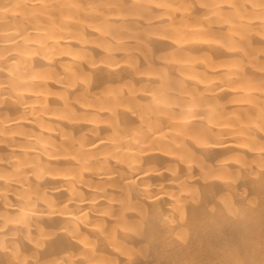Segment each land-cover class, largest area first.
<instances>
[{
  "label": "bare ground",
  "instance_id": "bare-ground-1",
  "mask_svg": "<svg viewBox=\"0 0 264 264\" xmlns=\"http://www.w3.org/2000/svg\"><path fill=\"white\" fill-rule=\"evenodd\" d=\"M261 2L0 0V264H264V38L250 15ZM110 5L139 14L104 21ZM209 17L228 22L214 38L247 55L152 62L153 36ZM102 45L134 68L81 83ZM232 74L238 85L219 92L215 76ZM154 90L182 106L213 91L221 104L158 115ZM41 136L56 149L29 139Z\"/></svg>",
  "mask_w": 264,
  "mask_h": 264
},
{
  "label": "clouds",
  "instance_id": "clouds-1",
  "mask_svg": "<svg viewBox=\"0 0 264 264\" xmlns=\"http://www.w3.org/2000/svg\"><path fill=\"white\" fill-rule=\"evenodd\" d=\"M134 4L138 7L151 9L152 7L158 8H169L171 7L168 4H157L156 0H134ZM192 7V4L186 5ZM114 5H110L107 11H101L97 13V15L103 17L104 21H107L113 17L116 18H126L129 16L138 15V12H128L124 13L121 11H112ZM87 14V10H85ZM250 15H252L256 21H260V36L264 38V2L259 4L251 3ZM211 17H216L215 14L211 15ZM206 20H209V23L206 27H200L199 29H190L187 26H181L177 28L166 29L163 34L156 35L152 37L153 43L151 45V58L152 62L160 65L172 64L173 58L175 57L178 62L182 63H174L176 66L185 67L189 69H194L197 65H200L202 61H206L211 63L216 58V53L214 51L215 48H221V50L225 54H232L235 52L243 53L244 49L235 45L234 42L229 41L227 44L222 45L221 40L214 38L213 33L211 31L213 24L217 26H223L228 24L227 20L224 19H215L212 20L210 17ZM101 35H109L107 32H102ZM196 45H199L197 47ZM105 47V51L108 52L107 56L100 58L99 60H93L89 58L86 61L87 66H81L79 75H76V79L84 84H91L94 80V77L101 72L104 73H113L120 70L122 67L128 66L130 68H134L133 65H130L127 60H117L111 53L112 48L110 45H102ZM261 72H264V67L259 69ZM75 75V74H74ZM195 75H203V74H194L193 81H195ZM216 80L219 81L223 87L220 88L219 92H224L225 90L232 89L237 84V77L235 74L228 75L224 79L220 76H215ZM202 82V81H201ZM74 84H69V87H74ZM264 91V89H260ZM177 92H180V89L177 88ZM156 91H150L148 93V101L151 104V108L154 113L158 115H165L166 113L171 112L173 109H180L181 112L192 111L195 108H199L201 104L206 106L209 109L210 114L215 112L216 105H220L221 102L216 100V92H208L207 90L203 93H199L198 95H194L190 97L191 104L184 105L181 100V96L177 95L176 99L181 101L179 103H165L159 94H154ZM211 98V99H210ZM227 103V100L224 101ZM223 105H221L222 107ZM63 119H69V117H62ZM202 120H207V123L210 124L212 119L211 115L209 117H200ZM259 119L264 121V108L260 109ZM93 125L92 128L88 129L89 134L93 138H99L101 136L100 129L96 127L97 120L92 118L88 121ZM260 127V125H257ZM51 131V129H46ZM261 131H264V127H260ZM29 139H35L36 142L40 145L41 149H56L55 142H50L48 138L41 137H29ZM67 139V137H64ZM206 147L209 150H214V145L207 144ZM75 159L76 157H72ZM85 163L87 161H84Z\"/></svg>",
  "mask_w": 264,
  "mask_h": 264
}]
</instances>
